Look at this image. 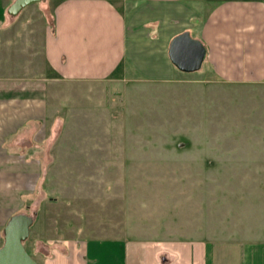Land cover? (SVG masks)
Listing matches in <instances>:
<instances>
[{"label":"rangeland","instance_id":"rangeland-1","mask_svg":"<svg viewBox=\"0 0 264 264\" xmlns=\"http://www.w3.org/2000/svg\"><path fill=\"white\" fill-rule=\"evenodd\" d=\"M58 2L32 3L9 17L17 33L2 42L1 62L16 56L31 67L5 62L1 76L58 74L41 52L44 20ZM46 85V113L31 119L37 153L32 160L28 148L11 179L18 188L4 195L3 206L12 209L0 210V246L2 221L21 213L36 212L24 247L38 264L52 241L218 240L235 227L225 230L224 221L247 216L253 178L228 174L237 148L246 156L264 149L250 146L264 138V84L219 83L204 62L170 82ZM255 221L251 226L264 235V216Z\"/></svg>","mask_w":264,"mask_h":264},{"label":"crops","instance_id":"crops-1","mask_svg":"<svg viewBox=\"0 0 264 264\" xmlns=\"http://www.w3.org/2000/svg\"><path fill=\"white\" fill-rule=\"evenodd\" d=\"M13 1L0 0V69L5 62L31 67L14 61L16 56L1 62L2 42L17 33L7 13ZM49 15L42 31V61L58 74L50 79L0 75L1 211L12 209L3 202L7 200L4 195L18 188L11 180L13 172L21 171L19 165L25 162L28 148L32 160L37 153V145L31 141L35 129L31 119L46 113L47 81L180 80L188 73L171 63L168 48L175 36L187 31L205 47L204 62L211 80L264 84L262 0H59ZM253 140L250 146L264 145V138ZM237 150L228 176L253 178L247 193L251 201L246 202L247 216L235 214L223 222L225 230L235 227L218 240L64 239L49 243L39 264H264V235L253 228L258 226L255 220L264 216V149L249 156ZM256 197L258 204L254 203Z\"/></svg>","mask_w":264,"mask_h":264},{"label":"water","instance_id":"water-1","mask_svg":"<svg viewBox=\"0 0 264 264\" xmlns=\"http://www.w3.org/2000/svg\"><path fill=\"white\" fill-rule=\"evenodd\" d=\"M44 0H14L7 8L11 17L17 16L26 6ZM264 2V0H262ZM171 63L181 72L192 73L200 70L205 60V47L183 32L175 36L168 48ZM33 215L14 214L3 227V243L0 246V264H38L25 250L24 242L29 236V229L34 222Z\"/></svg>","mask_w":264,"mask_h":264},{"label":"trees","instance_id":"trees-1","mask_svg":"<svg viewBox=\"0 0 264 264\" xmlns=\"http://www.w3.org/2000/svg\"><path fill=\"white\" fill-rule=\"evenodd\" d=\"M32 257V256H31Z\"/></svg>","mask_w":264,"mask_h":264}]
</instances>
